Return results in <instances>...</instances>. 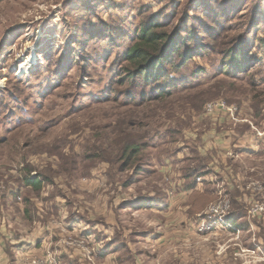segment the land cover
<instances>
[{
    "label": "rangeland",
    "instance_id": "1",
    "mask_svg": "<svg viewBox=\"0 0 264 264\" xmlns=\"http://www.w3.org/2000/svg\"><path fill=\"white\" fill-rule=\"evenodd\" d=\"M154 24L191 56H174L160 99L120 83L125 53ZM216 102L252 118L204 116ZM131 143L140 150L120 170ZM240 144L251 151L237 158ZM257 147L264 154V0H0V219L11 233L36 227L21 211L55 226L42 255L17 253L18 264H264ZM224 199L232 230L200 232Z\"/></svg>",
    "mask_w": 264,
    "mask_h": 264
},
{
    "label": "trees",
    "instance_id": "2",
    "mask_svg": "<svg viewBox=\"0 0 264 264\" xmlns=\"http://www.w3.org/2000/svg\"><path fill=\"white\" fill-rule=\"evenodd\" d=\"M159 28L160 26L157 24L143 27L136 43L125 53V62L128 64V67L123 71L125 75L120 83L123 85H129L131 94L146 96L145 94L148 91L153 90L157 92L156 97H159L158 99L165 97L167 95L165 92L168 86L160 80H169L170 75L167 67L173 62L174 56L180 58L181 64H185L191 59L188 51H186V53L185 51L181 52V49L188 47L187 43L180 40L171 43L172 38L170 39L167 34L157 33ZM234 54L235 51L233 50H230L228 53V55H231V58L229 59L231 62L230 68L232 70L236 69L241 71L243 70V63L241 64L237 55ZM141 84L142 87H140ZM139 150L140 146L138 145L132 143L126 144L122 148L121 155L123 162L119 169L124 170L127 168L131 163V160L138 154ZM261 154L264 156L262 151L260 155ZM199 175L198 173H194L190 176L198 178L200 177ZM22 184L24 187L30 188V190L37 193L42 190L43 186V182L39 177H25ZM130 184L132 183L126 181L123 183V187H127ZM234 203L237 204V202ZM235 204H232L233 211L236 209ZM228 221L236 225L237 216L229 217Z\"/></svg>",
    "mask_w": 264,
    "mask_h": 264
},
{
    "label": "crops",
    "instance_id": "3",
    "mask_svg": "<svg viewBox=\"0 0 264 264\" xmlns=\"http://www.w3.org/2000/svg\"><path fill=\"white\" fill-rule=\"evenodd\" d=\"M243 116L245 117V121L246 122L241 123V124H246L248 122L247 120L250 121L251 118H252V117H249V115H247V114L243 115V112L240 111V113L238 114V118L239 119H244ZM241 124L237 125L236 126L237 128H236V130L234 129V131H238V129H241L242 127L244 128L247 125V124L246 125H241ZM223 126H225V125H223ZM212 129H213V127H212ZM209 132H208L209 133L208 134L209 137H207L208 136L207 135L206 138H212L213 139L215 137L214 131L210 130ZM237 133L238 132L234 133L233 131L230 132V130H229L228 135H225V138L227 139V141L225 142V145L227 146L225 148L226 151L232 149V144L230 143L231 140H229L228 136H232L233 137L232 139L234 140V138H236V136H238ZM206 138L203 137L205 145H207V143H211V141H209ZM246 139H248V138H244L245 141H246ZM218 142L221 143L222 141L221 142L218 141ZM246 143H247V141H246ZM259 147H257L256 150L254 149V151H257L256 152V156L258 158L261 157L260 153H259V150H260ZM206 149L207 150H206L205 154L198 150V153L200 154V156L203 155V157H204L209 151L213 150L211 147H206ZM233 151L236 153L235 156L237 158H239V157H242L246 152H249L251 150L248 149L246 147V145L240 144V146H233ZM227 169H229V167ZM210 173L213 174V172H210ZM222 174H223V176H226V177H224V179H221V180L223 182H225L224 184H226V186H227L228 184H230V179H229L228 175H225V173H222ZM21 212H22L21 214L23 215V219L29 224V226L26 229L30 228V224H33L34 226L36 225V227H34L33 229L31 228V230H25V229L22 228L23 230L21 232H19V233L14 232L15 233L14 234V233L5 231V229L7 227H9L11 221H9V220L8 221H5V220L2 221L0 219V222H2L1 223L2 225L0 226V255L3 252V249H4V251L6 250V252L10 254V255H8L9 257L6 256L7 259L5 258V256H3V258L0 257V264H6L5 259L7 260V264H8V259L12 262V264H15V263L18 264V262H19L18 259L19 258H18L17 253H19V255L21 254V255H24V256L25 255L26 256L29 255V257L30 256H34V255L37 256V255H40V254L42 255V253L44 252L43 248H42L43 244H45L47 241H50L48 239V237L50 236L49 234L53 233V230H55V226H53V223H49V222H51V220H46V219H48V217H46V219H45V217L40 219L38 216L33 218L26 211L25 218H24V211H21ZM65 221H67V220H65ZM39 238H42V239H40L42 241H39Z\"/></svg>",
    "mask_w": 264,
    "mask_h": 264
},
{
    "label": "built area",
    "instance_id": "4",
    "mask_svg": "<svg viewBox=\"0 0 264 264\" xmlns=\"http://www.w3.org/2000/svg\"><path fill=\"white\" fill-rule=\"evenodd\" d=\"M204 116H213L215 114H221L222 116L235 123H240L241 121L238 118V114L240 113L239 109L235 106H227L224 102H216V103H209L204 108ZM197 181H201L200 178ZM250 187L252 190H255V186L251 185ZM229 200H222L219 201L217 204L209 208V211L206 214H203V219L200 225V232H216L217 230L228 231L232 230V225L226 221V215H228L229 211ZM253 207V208H252ZM252 215H259L264 213V206L255 203L252 206ZM36 262H32L35 264ZM53 264H57L55 261Z\"/></svg>",
    "mask_w": 264,
    "mask_h": 264
}]
</instances>
